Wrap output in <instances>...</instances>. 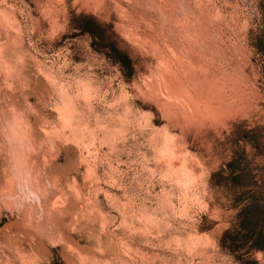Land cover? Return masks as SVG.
Wrapping results in <instances>:
<instances>
[{"label":"rangeland","instance_id":"374dc122","mask_svg":"<svg viewBox=\"0 0 264 264\" xmlns=\"http://www.w3.org/2000/svg\"><path fill=\"white\" fill-rule=\"evenodd\" d=\"M243 152L263 185L264 0H0V264H264L221 245Z\"/></svg>","mask_w":264,"mask_h":264},{"label":"trees","instance_id":"16d2710c","mask_svg":"<svg viewBox=\"0 0 264 264\" xmlns=\"http://www.w3.org/2000/svg\"><path fill=\"white\" fill-rule=\"evenodd\" d=\"M99 30L100 25L95 22L85 29L94 39L102 38ZM110 48L114 61L132 71L130 57L115 45ZM245 158L244 152L242 156L235 155L224 168L212 174V183L227 187L238 195L235 203L237 223L222 235V247L226 246L232 253L243 249L245 254H251L264 250V184L252 181L255 174ZM253 261L252 264H257L256 260Z\"/></svg>","mask_w":264,"mask_h":264},{"label":"bare ground","instance_id":"6f19581e","mask_svg":"<svg viewBox=\"0 0 264 264\" xmlns=\"http://www.w3.org/2000/svg\"><path fill=\"white\" fill-rule=\"evenodd\" d=\"M173 34H174V33H173ZM179 35H180V34H179ZM177 36H178V35H177ZM179 37H180V36H179ZM176 40H177V39H176ZM183 41L186 42V40H184V39H183ZM187 43H188V42H187ZM179 45H180V44H179ZM188 45H189V44H188ZM184 46H186L185 43H184ZM187 48H188V47H187ZM183 49H184V48H183ZM185 49H186V47H185ZM190 49H192V48H190ZM187 52H188V51H187ZM189 52H190V50H189ZM190 53H192V50H191ZM8 105H9V104H8ZM13 106H14V104H13ZM6 108H7V107H6ZM12 108H13V107H12ZM12 108H11V109H12ZM2 109H3V107H2ZM15 109H18V108H15ZM15 109H13V110H15ZM9 110H10V109H9ZM13 110H11V111H13ZM18 110H20L19 112H21V109H18ZM18 110H16V111L18 112ZM3 111H6V109L3 110ZM3 111H2V112H3ZM7 111H8V110H7ZM9 112H10V111H9ZM13 112H15V111H13ZM19 112H18V114H19ZM22 112H23V111H22ZM22 112H21V113H22ZM6 113H8V112H6ZM6 113L4 112V113H2V114L5 115ZM13 114H14V113H13ZM6 115H7V114H6ZM6 115H5V117H6ZM9 116H10V115H9ZM9 116H8V117H9ZM12 116H13V115H12ZM16 116H17V115H16ZM19 116H20V115H19ZM19 116H17V117H19ZM23 116L25 117V115H23ZM8 117L5 118V119L7 120L6 122H8ZM14 117H15V116H13V118H14ZM20 117H22V114H21ZM24 117H23V118H24ZM11 118H12V117L10 116V119H11ZM19 119H20V118H19ZM13 120H14V119H13ZM13 120H12V121H11V120L9 121V122H10V124H8L9 126L11 125V122H13ZM20 120H21V119H20ZM23 120L26 121L25 119H23ZM9 122H8V123H9ZM21 123H23V122H21ZM24 123H25V122H24ZM24 123H23L22 125H20V126H24ZM13 125H14V123H13ZM2 126H3V125H2ZM10 127H11V129L14 128V126H13V128H12V125H11ZM10 127H9V128H10ZM18 127H19V126H18ZM4 128H5V126H4ZM21 128L23 129V127H21ZM21 128H20V129H21ZM24 128H26V126H25ZM2 129H3V127H2ZM5 129H6V128H5ZM14 129L16 130V128H14ZM22 129H21V132H19V129H17V132H19V133H17L18 135L15 134L16 131L14 130V131H13V132H15L14 135H16V136H20V135H21L20 133H22V132H24L23 134L25 135V133H27V132H25L26 130L23 129V130H24V131H23ZM4 135H5V133H4ZM14 135H12V136H14ZM8 136H9V135H8ZM8 136H7V137H8ZM16 136H15V138H16ZM22 136H23V135H22ZM25 136H28V133H27V135H25ZM5 137H6V136H5ZM5 137H4V138H5ZM20 137H21V136H20ZM2 138H3V137H2ZM4 138H3V140H4ZM12 139H14V137H13ZM16 139H18V138H16ZM21 139H22V138H20V140H21ZM10 140H11V139H10ZM18 140H19V139H18ZM18 140H13V141L16 142V141H18ZM27 140H28V139H27ZM4 141H6V140H4ZM21 141L23 142V140H21ZM24 141H26V140H24ZM1 142H2V141H1ZM7 142H9V140H7ZM10 142H11V141H10ZM2 143H3V142H2ZM4 143H5V142H4ZM17 143H18V142H17ZM19 143H20V145H21V144L23 145V143H21V142H19ZM25 143H26V146H28V144H27L28 142L26 141ZM12 144H14V143H12ZM7 145H8V144H7ZM9 145H11V143H9ZM15 145H16V144H15ZM18 145H19V144H18ZM24 145H25V144H24ZM24 145H23V146H24ZM3 146H5V145H3ZM26 146H24V147L26 148ZM20 147H21V146H20ZM8 148H9V146H8ZM11 148H12V147H11ZM15 148H16V147H15ZM21 148H22V147H21ZM25 148H24V150H26ZM27 148H28V147H27ZM4 149L6 150V148H3V150H4ZM12 149H13V148H12ZM18 149H19V148H18ZM7 150H8V149H7ZM7 150H6V151H7ZM16 150H17V148H16ZM22 150H23V149H22ZM12 151H15V150H12ZM26 151H28V150H26ZM8 153H9V152H8ZM18 153H19V151H18ZM6 154H7V153H6ZM11 154H12V153H11ZM22 154H24V153H22ZM25 154H26V153H25ZM1 155H2V154H1ZM17 155H18V154H17ZM43 156H44V155H43ZM5 157H6V156H5ZM9 157H10V156H9ZM11 157H13V156H11ZM11 157H10V158H11ZM16 157H17V156H16ZM23 157H24V156H23ZM25 157H26V156H25ZM26 158H28V156H27ZM26 158H24V160H25ZM12 159H13V158H12ZM14 159H15V157H14ZM18 159H19V160L21 159L20 156L18 157ZM22 159H23V158H22ZM22 159H21V160H22ZM21 160H20V162L22 163ZM7 161H8V160H7ZM25 162H26V161H25ZM14 163H16V162L14 161ZM21 163H20V164H21ZM13 165H14V164H13ZM13 165H12V166H13ZM21 165H22V164H21ZM25 165H26V164H25ZM27 165H28V164H27ZM15 166H16V164H15ZM22 166H24V165H22ZM19 167H21V166H19ZM4 168H5V167H4ZM7 168L11 170L12 167L10 168V167L8 166ZM21 168H22V167H21ZM24 168H25V167H24ZM19 170H21V169L19 168ZM24 170H25V169H23V172H24ZM5 171H7V173H8V170H7V169H6ZM11 171H12V170H11ZM11 171H10L9 173H11ZM27 172H28V171H27ZM27 172H26V174H27ZM39 172H40V171H39ZM5 173H6V172H5ZM17 173H19V175H21L22 172H19V171H18V168H17ZM17 173L15 172V174H17ZM13 174H14V173H13ZM13 174H10V175L13 176ZM23 174H24V176L26 175L25 172H24V173H22L21 177L23 176ZM6 175H7V174H6ZM6 175H5V177H7ZM19 175H18V176H19ZM8 176H9V175H8ZM15 176H16V175H15ZM26 176H28V175H26ZM30 177H31V176H30ZM30 177H29V179H30ZM8 178H9V177H8ZM16 178H17V177H16ZM42 178H43V176H42ZM36 179L38 180L39 178L36 177ZM36 179H34V181H36ZM17 180H18V179H17ZM22 180H24L23 177H22ZM22 180H21V181H22ZM26 180H28V179H26ZM26 180H25V181H26ZM8 181H9V180H8ZM25 181H24L23 183L26 184ZM32 181H33V180H32ZM34 181H33V184H37V183H34ZM43 182H45V180H44ZM13 183L15 184V182H13ZM18 183L21 185V182H20V181H19ZM7 184H8V183H7ZM19 184H18V185H19ZM12 185H13V184H12ZM20 185H19V186H20ZM22 185H23V184H22ZM15 186H17V184L14 185V187H15ZM34 186H35V185H34ZM2 188H3V187H2ZM19 188H20V187H19ZM21 188H22V187H21ZM0 189H1V188H0ZM4 189H5V188H4ZM21 190H22V189H21ZM0 192H1V191H0ZM6 192H8V191H6ZM6 192H4V193L7 194ZM12 192H13V191H12ZM10 194H11V193H10ZM13 194H14V193H13ZM15 194H17V192H16ZM21 194H23V193L21 192ZM21 194H18V195L20 196ZM2 195H3V194H2ZM7 195H9V192H8ZM9 197H11V196H9ZM12 197H13V196H12ZM15 198H16V197H14V199L12 198V200H14L13 202H15ZM19 198H20V197H19ZM16 199H17V198H16ZM25 199H26V198H25ZM42 199H43V198H42ZM44 199H45V197H44ZM47 199H49V197H48ZM20 200H21V198H20ZM38 200H40V197L38 198ZM54 200H55V199H54ZM7 201H8V200H7ZM10 201H11V200H10ZM16 201H17V200H16ZM41 201H42V200H41ZM47 201H48V200H47ZM37 202H38V201H37ZM45 202H46V201H45ZM53 202H54V201H53ZM23 203H24V202H23ZM42 203H43V201H42ZM48 203H49V202H48ZM57 203H58V202H57ZM25 204H26V205H25ZM25 204H24V205H25L24 208L27 206L28 203L26 202ZM49 204H51V201H50ZM54 204H56V203H54ZM10 205H11V204H10ZM14 205H15V204H14ZM37 205H38V203H37ZM44 206H45V205H44ZM44 206H43V207H44ZM49 206H50V205H49ZM52 206H53V204H52ZM54 206H55V207H54ZM54 206H53V207H54L55 209H57L56 207H58L59 205H58V206L54 205ZM36 207H37V206H35L34 208H36ZM27 208H28V207H27ZM32 208H33V207H32ZM44 208H45V207H44ZM36 209H37V208H36ZM36 209H35V210H36ZM42 209H43V208H42ZM46 209H47V206H46ZM46 209H45V210H46ZM60 209H61V211L63 212L64 209H63V210H62V208H60ZM67 209H68V208H67ZM35 210H34V212H35ZM39 210H40V212H36V213H42V212L44 211V210H41V209H39ZM23 211H24V210H23ZM25 211H26V209H25ZM25 211H24V213H25ZM36 211H37V210H36ZM48 211H49V210H47L46 213H48ZM57 211H58V210H55V212H57ZM50 212H51V211H50ZM21 213H22V212H21ZM46 213H45V214H46ZM53 213H54V211H52L51 214H53ZM57 213H58V212H57ZM66 213H67V212H66ZM54 214H55V213H54ZM25 215H26V214H25ZM25 215H24V216H25ZM56 215H57V217H58V214H56ZM26 216H27V215H26ZM47 216H48V218L51 219V217H49V216H52V215H47ZM53 216H54V215H53ZM35 217H36V216H35ZM45 217H46V216H45ZM24 218H25V217H24ZM27 218H28V217H27ZM32 218H33V217H32ZM25 219H26V218H25ZM35 219H37V218H35ZM39 219H41V218H39ZM43 219H44V217H43ZM46 219H47V218H46ZM46 219H44V220H46ZM52 219H53L54 221H55V219L58 220L57 218H52ZM52 219H51V220H52ZM59 219H60V218H59ZM24 221H25V220H24ZM48 221H49V220H48ZM42 222H44V221H42ZM42 222H40V223H42ZM49 222L51 223V222H53V221H49ZM58 222H59V220H58ZM58 222H57V223H58ZM35 223H38V222H34V225H35ZM24 224H26V222H25ZM43 224H44V223H43ZM51 224H52V223H51ZM51 224H50V225H51ZM53 224H55V223H53ZM53 224H52V225H53ZM32 226H33V225H32ZM37 226H39V225L37 224L36 227H37ZM43 226H44V225H43ZM46 226H47V224H46ZM46 226H45V227H46ZM56 227H57V225H56ZM39 228H40V227H39ZM39 228H36V229H39ZM47 228H49V226L46 227V229H47ZM49 229H51V226H50ZM49 229H47V230L49 231ZM52 229H55V228H52ZM14 230H15V229H14ZM39 230H40V229H39ZM41 230H44V227H43V229L41 228ZM44 231H45V233H43V231H42V233L44 234V236H46L45 234L48 233V232H46V230H44ZM54 231H57V232H58V229H55ZM17 232H18V231H17ZM51 232H52V231H51ZM19 233H20V232H19ZM54 233H56V232H54ZM54 233H53V234H54ZM16 234H17V233H16ZM17 235H19V234H17ZM48 235H49V234H48ZM51 235H52V234H51ZM60 236H61V235H60ZM16 248H17V247H16Z\"/></svg>","mask_w":264,"mask_h":264},{"label":"clouds","instance_id":"9594fccd","mask_svg":"<svg viewBox=\"0 0 264 264\" xmlns=\"http://www.w3.org/2000/svg\"><path fill=\"white\" fill-rule=\"evenodd\" d=\"M14 207V206H13ZM237 264H238V262H237Z\"/></svg>","mask_w":264,"mask_h":264}]
</instances>
